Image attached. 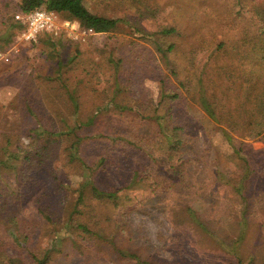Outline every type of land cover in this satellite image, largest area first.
<instances>
[{"label": "rangeland", "instance_id": "obj_1", "mask_svg": "<svg viewBox=\"0 0 264 264\" xmlns=\"http://www.w3.org/2000/svg\"><path fill=\"white\" fill-rule=\"evenodd\" d=\"M200 1L86 0L85 6L92 13L118 20L117 28L110 33L86 37L84 41L63 32V46L53 49L45 43L47 37L33 44L20 41L12 24L21 0H0V142L5 132L23 135V130L33 127L32 123L38 119L43 122L54 119L57 126L61 119L69 124L78 120L86 126V136L93 135L97 122L117 129L134 127L143 136L142 147H148L156 158L155 165L164 167L166 138L158 131L155 118L173 106L178 115L176 120L186 128V158H191L199 169L207 172L218 170L220 176L237 175L236 180L244 171L241 157L245 158L258 177L248 185L247 192L254 199L256 208H264V174L257 162L264 158V141L252 139L237 129H227L231 124L227 117L220 123L210 120L197 104L196 92L189 86L183 85L177 90L179 82L186 84L189 76L195 74V68L190 66L194 55L192 47H197L194 50L203 61L214 46V34L222 39V34L228 32L227 37L232 41L240 36L241 29L230 30L222 3ZM165 28H175L182 37L166 38L160 34ZM195 33L203 38L202 43L194 37ZM156 42H161L164 48L173 43L178 46L165 57L163 52L166 50L163 47L159 50ZM201 45L203 49H199ZM3 56H10L12 60L6 62ZM242 70L246 69L240 68L231 51L230 56L219 55L205 69L209 93L225 99L230 110L235 109L242 95L239 86ZM59 75L62 86L57 81ZM233 81L237 85L231 86L233 91L228 95ZM176 93L182 94L180 102L171 100ZM68 94H72L73 101L68 100ZM222 128L231 134L232 143ZM25 137H22L24 143L27 142ZM138 140L141 142L139 135ZM101 141L91 140L84 148L85 156H96L113 148L109 141L105 142L109 145L98 144ZM65 148L66 143L55 148L62 159H65ZM82 173L72 170L74 188L90 179L89 173L85 172L80 182ZM35 174L30 182V197L22 204L19 214L29 219L31 228L35 227L26 253L40 254L48 247L45 218L49 212L42 213L36 202L41 201L45 207L51 204L52 212L56 213L52 215L62 217L74 204L76 194L67 195L56 190L54 181L45 172ZM121 174L112 165L107 173H101V187L106 190L122 188ZM206 186L211 184L208 182ZM164 189L144 180L135 189L119 194L122 200L118 208L87 198L80 205L85 213L72 227L65 223L57 227V233L68 234L74 242L69 241L51 264H105L103 259L112 261L110 250L95 247L98 241L91 238L93 230H100L103 237L115 239L127 253L138 252L142 264H234L191 219L193 210L210 228L232 233L239 224L234 193L220 188L213 193L186 197ZM244 245L248 248L247 253L256 254L258 247L264 251V213L257 217ZM3 264L13 263L5 259Z\"/></svg>", "mask_w": 264, "mask_h": 264}, {"label": "trees", "instance_id": "obj_2", "mask_svg": "<svg viewBox=\"0 0 264 264\" xmlns=\"http://www.w3.org/2000/svg\"><path fill=\"white\" fill-rule=\"evenodd\" d=\"M85 1L21 0L18 12L27 14L45 8L57 12L62 19L79 22L81 27L92 29L96 34L110 33L117 28L118 20L92 13L86 8ZM201 1L207 2V0ZM218 2L223 5L226 20L230 22L228 24L231 27L230 30L241 29L240 36L238 40L232 41L230 37H227L228 32L222 34L224 37L222 39L214 34L213 38H216L214 46L212 45L203 61L198 58L199 52L194 50L197 47H192L191 52L193 51L194 55L190 66L195 68V74L189 76L186 84L179 82L177 90L183 85L184 87L189 86L196 92V102L210 120L220 123L223 117H227L231 122L226 127L227 129L233 131L237 129L252 139L264 141V0H218ZM125 23L131 25L128 20H125ZM12 26L17 34L25 29L23 23L16 19ZM160 34L166 38L182 37L175 28H165ZM46 37L48 39L45 43L53 49L57 46L62 47L64 44L61 35L41 36L38 40ZM194 37L200 42L203 39L196 33ZM26 43L33 44L34 42ZM155 44L162 51L164 45L161 42ZM202 45L199 49H203ZM177 46V43L169 44L164 48L166 51L163 55L167 57L169 53L176 51ZM230 51L237 57L240 68L246 69L242 70L239 77L242 95L234 110L229 109L225 99L218 98L215 93H209V82L205 81V69L219 55L230 56ZM10 59L12 60L11 57ZM59 65L61 66L62 63L59 62ZM175 74L177 75L176 72ZM230 74L232 75L233 72ZM60 77L59 75L57 81L62 86ZM222 81L223 79L220 80ZM236 83L233 81L229 85L228 95L229 91H233L231 86L237 85ZM222 84L224 86L225 82ZM67 98L70 101L74 99L72 94H68ZM180 99H182V94L178 93L171 98L172 101ZM74 108L77 112V105ZM167 111L164 113L166 116L160 114L155 118L158 131L166 138L164 150L166 165L164 167L155 165L156 158L152 156V151L148 147H142L143 136L134 127L117 129L97 122L93 128V135L86 136V126L78 120L69 124L61 119L57 126L54 119L51 122L38 119L37 122L32 123L33 127L23 130V135L5 132L0 142V213H4L3 217L0 216V264H3L5 259L13 264H51L55 257L62 253L69 241L74 242L68 234L57 233V227L62 223H65L67 227H72L78 217L85 213V211L82 212L80 205L87 198L99 204L118 208L119 201L122 200L119 194L124 190L127 192L135 189L144 180H149L159 189L165 187L186 197L213 193V191H219L220 188L230 189L236 197L239 209L237 211L239 224L232 233L210 228L193 210H191L192 222L198 230L215 243L220 251L232 259L234 264H264L263 248L258 247L256 254H252L247 253L248 248L244 245L254 228L257 217L264 213V208H256L254 199L247 192L248 185L258 178L250 168L249 162L241 157L244 162V171L238 180H236L237 175L232 176V173L220 176L218 170L207 172L206 169H199L197 164H194L191 158H186L184 153L188 145L185 126L181 125L178 119L176 120L178 115L173 106ZM222 131L229 143H232L231 134L225 128H222ZM24 135L27 140L25 143L22 142ZM138 135L141 137V142L138 140ZM91 140H102L98 144L105 145H109L105 143L109 141L113 148L105 149L96 156H85L84 148L90 144ZM65 143V159H62L55 148ZM257 162L264 174V158ZM112 165L122 172L120 179L123 187L106 190L101 187L100 176L103 172L107 173ZM75 169L84 172L80 175V182L85 172H88L90 176L88 181L79 184L76 188H74L71 175L72 170L75 171ZM39 171L45 172L49 179L54 181L56 190L67 195L68 193L73 196L76 194V198L73 200L74 204H71L64 213L63 216L66 217L63 219L61 215H52L56 213L52 212L54 208L51 204L45 207L41 205V201L36 202L42 213L49 212V216L45 218L47 221L45 237L48 238V247L40 254H33L32 252L26 253L28 248L26 245L32 239L35 227L33 226L32 229L28 224L29 219L19 212L22 204L30 197V182L36 176L35 173ZM208 182L211 184L210 187L206 186ZM262 187L264 189V183ZM10 203L12 207L8 206ZM90 234L93 240L98 241L96 248L110 250L113 254L112 261L103 259L105 264L143 263L138 252L123 251L115 239L103 237L100 230H93Z\"/></svg>", "mask_w": 264, "mask_h": 264}, {"label": "built area", "instance_id": "obj_3", "mask_svg": "<svg viewBox=\"0 0 264 264\" xmlns=\"http://www.w3.org/2000/svg\"><path fill=\"white\" fill-rule=\"evenodd\" d=\"M15 19L22 22L25 27L19 33V39L22 42H37L41 36H59L63 32L73 34L75 40L81 39L83 41L86 37L96 35L92 29L82 28L79 22L64 20L57 12L45 8L27 14L18 12ZM3 59L8 62L10 56H3Z\"/></svg>", "mask_w": 264, "mask_h": 264}]
</instances>
